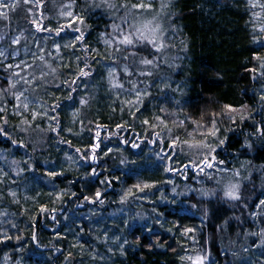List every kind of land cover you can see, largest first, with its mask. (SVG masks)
I'll return each mask as SVG.
<instances>
[{
	"label": "trees",
	"instance_id": "16d2710c",
	"mask_svg": "<svg viewBox=\"0 0 264 264\" xmlns=\"http://www.w3.org/2000/svg\"><path fill=\"white\" fill-rule=\"evenodd\" d=\"M67 3L72 0H39L38 8L36 0L29 4L21 0L8 20L0 18V35L6 41L2 45L5 57L0 58V89L8 90L0 92V106L8 109L4 114L8 124L0 120L8 132L7 137L0 135V169L8 173L0 184V258L9 264H195L203 256L204 264H264V246H257L260 238L245 235L264 227V218L250 217L253 206L264 199V138L256 134L257 126L264 127V102L259 99L264 95V77L259 76L260 61L254 58L264 56V33L260 31L264 12L254 18L252 12L260 9H250L248 0H172L171 16L162 19L166 47L157 53L159 67L152 70V77L140 78L151 85V95L133 119L126 107L120 111V100L133 97L121 93L117 100L116 92L109 90L108 70L114 67L110 61L90 60L92 75L77 80L72 99L67 98L70 90L64 81L77 75L76 56L81 57L79 67H83L91 50L111 52L101 34L110 31L113 16L122 14L93 8L92 0H75L74 10L85 17L87 27H81L89 52L79 44L66 49L63 45L75 33L69 30L58 37L54 32H37L30 21L43 13V24L55 29L67 23L59 15ZM154 7L158 10L159 0ZM17 36L20 43L12 44ZM56 44L61 45L59 54ZM23 47L33 67L22 66L21 75L31 79L49 74L34 85L21 83L10 89L9 80L14 83L17 78L11 75L13 69L5 67L20 60ZM16 50L18 56L13 55ZM253 68L256 73L249 71ZM117 73L123 82L119 68ZM25 87L32 101L29 112L14 115L16 101L11 92ZM81 99L88 103L82 105ZM57 103L59 107L51 111ZM224 105L240 110L233 114L235 122L221 115ZM32 110L47 111L48 116L32 121ZM74 112H78L76 117ZM213 112L218 136L225 139L215 155L226 168L239 170L242 201L223 198L217 185L211 184L215 194L204 193L210 185H200L189 172L192 168H184L192 158L187 146L182 152L175 149L171 159H161L173 149L163 132V143L155 136L161 127L153 130L157 124L153 117H162L171 135L180 140L200 139L205 129H197L192 121L209 125ZM241 114L249 118L242 121ZM51 116L58 119L59 133L50 129L57 126ZM24 119L29 124L22 123ZM144 119L149 125L141 124ZM117 124L124 127L117 128ZM96 143L99 147L93 153ZM93 154L95 161L90 158ZM168 167L174 170L167 171ZM93 170L98 175L93 176ZM49 172L63 175L52 177ZM136 184L154 186L141 192ZM129 189L133 195H128ZM96 191L102 193L99 199ZM61 192L65 195L57 199ZM42 206L47 211L41 213ZM115 237L120 241L113 244ZM124 239L129 243L121 255L119 244Z\"/></svg>",
	"mask_w": 264,
	"mask_h": 264
},
{
	"label": "snow or ice",
	"instance_id": "6c2138e0",
	"mask_svg": "<svg viewBox=\"0 0 264 264\" xmlns=\"http://www.w3.org/2000/svg\"><path fill=\"white\" fill-rule=\"evenodd\" d=\"M21 0H0V18H3L5 20L9 19V12L15 11L20 4ZM32 0H23L24 4L31 3ZM155 0H138L136 3H131L130 0H121V2L117 3L116 0H92V7L103 9L106 13H122L118 14L112 17V22L110 24V31L104 32L101 34V38L103 39V43L106 46V49H111L112 51H105L104 53H101L98 49L91 50L90 52V59L89 57H85L84 59V66L79 67V62L81 60L80 56H76L77 61V75L74 79L68 81H64V83L69 88V95L68 99H72L71 92L76 91V82L77 80L81 78H88L92 75V63L91 61L99 62V60H106L110 61L114 67L109 68L108 70V83L110 85V91H114L117 94V100H119L120 94L123 93L128 97H133L129 99L120 100V111L123 112L124 108L126 107L129 111L130 116L135 119L136 113L140 112L141 107L143 106L144 99L151 95L149 88L150 84L145 83L144 80L140 79L141 77H152L153 76V69L159 67V56L157 53H161L165 47V29L163 27L162 19L165 17H170L171 12L169 11L172 7V0H159V8L157 10L156 7H154ZM75 0H72V3H69L67 5H64L63 8L60 10L59 15L61 17H64L67 20V23L65 24H59L57 28L53 29L45 24H43V13L40 14L39 17H33L30 21V23L35 27V30L37 32H48V33H55V36H61V33H67L69 30L75 33L72 37V40H70L68 43L64 44L63 47L66 49H75L76 45L79 44L81 46V49L85 52H89V49L84 46L85 41V31L83 28H86L87 25L85 24V17L77 13L74 10ZM36 6L39 8V0H36ZM248 7L250 9H256L259 8L260 12H252V16L254 18H260L261 12H264V3L260 2V0H248ZM29 12L31 10L29 9ZM119 21V22H117ZM74 25H78L75 26ZM83 26V28L81 27ZM262 33H264V27L260 29ZM21 37L17 36L12 40V44L18 45L20 43ZM61 45L56 44L55 50L59 54ZM146 53V54H141ZM15 55V53H13ZM0 57H5V52L0 51ZM256 60L260 61L259 64V76L264 77V56H255ZM41 61H44V56L41 55L39 57ZM122 62V63H121ZM167 63V61H164ZM25 65V68H32L33 65L27 64L26 62H21ZM45 67L50 69L51 73H55L56 69L52 68L50 64H47L45 62ZM21 69V64H7L5 67V70L8 69ZM117 68L120 69V72H122L124 81L122 82L119 79V75L117 73ZM252 73H256L257 69L253 68L249 70ZM49 73H42L39 77L33 76L31 79H29L27 76L21 75L20 71H14L12 72V76L16 77L17 79L15 82H11L9 80V88L15 89L17 84H23V85H34L36 84L37 79L43 80V77L45 75H48ZM135 77V79H134ZM256 77L253 76V79ZM125 82L129 85L128 88H125ZM170 85L165 84V87H169ZM59 87V86H57ZM28 88H23L22 91H12L11 95L16 101V104L14 105V108L16 111L13 113L14 115H21L23 116L25 112H29L30 104L32 101L29 100V97L25 95L26 92H28ZM8 91L5 89H0V92ZM3 97H0L2 99ZM260 101L264 102V95H261L259 97ZM37 103H39L37 101ZM80 103L82 105H86L88 101L86 99H81ZM177 104H179V101H176ZM41 108H43V105H40ZM59 107V104H55L51 106V111L55 112L56 108ZM22 109V111H21ZM8 109L6 106H0V120H3V125L8 124L7 116L4 115L7 113ZM115 111V109H113ZM161 111L163 112L164 109L162 108ZM240 110L233 108L231 105H224L221 115H228V118L231 119L233 122H235L234 113H239ZM32 121H35L37 117H47L48 113L47 111H35L32 110L30 112ZM78 115V112H74L73 116L76 117ZM211 119L209 121V125H201L197 123L196 121H192V123L197 124V129L203 127L205 131L200 132V139H195L193 134H189L190 136H193L192 139H185L180 140L178 136H172L171 132L172 129L168 127L167 123L163 120L160 116H155L153 119L157 121L156 125H153V130L155 127H161V132H155V136L160 140V143H163V137L161 133L163 132L164 135H167L169 137V146L173 149V152L171 154L169 153H163L161 156V159H171L172 155H175V149L179 148L182 152L184 149V146H187L188 149H195L196 153L192 156V158L189 161V164H185L184 168L187 169L191 167L192 169L199 170V173L206 174L207 169H216L220 172H226L227 169L225 168H218V165H223L225 162L223 160H217L216 158V149L218 146H222L225 143V139H221L218 136L219 133V127L217 126L216 122V113H211ZM50 120L57 121V126L55 128H51V131L59 133L61 130L59 128V122L56 116L48 117ZM249 117H245L243 114L240 115V119L243 121L244 119H248ZM22 123L29 124V121L27 119L22 120ZM75 123V120H74ZM82 123V121H81ZM149 120L144 119L141 121V124L143 125H149ZM3 125H0V135H3L5 137L8 136V132L6 131L5 127ZM180 127H183V124L181 123L179 125ZM100 125H97V128H99ZM117 128H123L124 125L117 124ZM68 131H71V129H67ZM256 134L264 138V127L257 126L256 127ZM79 135V133H77ZM100 132L97 131L95 133V137L97 141L99 140ZM127 142V141H125ZM13 144H16V141H12ZM70 144L71 142L68 141ZM23 144H20V147H23ZM247 147L251 148V144H247ZM99 147V143H96L92 146L93 153L96 148ZM132 147H138V145L133 144ZM77 152H80V149H76ZM163 151V150H162ZM83 158V157H82ZM93 161L96 160V156L93 154L90 157ZM71 159V157H69ZM13 164H16V161L12 162ZM123 163V161H122ZM167 171H173L174 169L171 167H168L166 169ZM49 176L56 177L58 175H63V173H57V172H49ZM92 175H98V173L95 172V170L92 171ZM8 173L4 172L3 169H0V184L4 183L3 177H7ZM237 177H240V172L238 170L233 172V178H230L227 180V182L224 184L222 189V195L223 198L230 200V201H242L244 197L241 194V182L238 179H235ZM219 183V181H217ZM101 183H108L110 184L111 181H101ZM154 185L150 184H136L134 185L135 188H137L139 191L143 192L145 189L151 188ZM132 190H128V195H133ZM215 194V193H213ZM10 195L15 197V192H10ZM65 193L61 192L57 194V199L64 196ZM72 195H75V193H72ZM102 193L100 191L95 192V198L99 199L101 197ZM85 200H89V197L85 196ZM127 199V195L122 198L123 202ZM90 202L95 203L96 200H91ZM103 203V201H100ZM244 207H247V204H244ZM254 211L250 213V217L255 220L257 218H264V199H260L257 204L253 206ZM39 211L41 213L47 211L45 207H40ZM55 219V217H53ZM15 227V225H13ZM148 231H151V229H148ZM191 231L190 229H186L185 232ZM247 235L256 236L260 238V244L259 246H264V227L260 228V231L258 232H251L246 233ZM6 239H11V237H6ZM19 239V237H17ZM33 240H35V236L32 237ZM104 242L108 241L107 233L104 234ZM120 241V237H115L112 240L113 244H116ZM128 240L124 239L122 243L119 244L120 248V254L124 255V245L128 244ZM247 251L248 249L245 247L244 249ZM109 252L112 251L111 248L108 249ZM97 255H93V259H96ZM99 259L103 260V256H99ZM183 259V257H181ZM189 260H191V257H188ZM204 257L198 256L196 258L195 264H204Z\"/></svg>",
	"mask_w": 264,
	"mask_h": 264
},
{
	"label": "rangeland",
	"instance_id": "374dc122",
	"mask_svg": "<svg viewBox=\"0 0 264 264\" xmlns=\"http://www.w3.org/2000/svg\"><path fill=\"white\" fill-rule=\"evenodd\" d=\"M32 2H33V0H32ZM67 4H69V3H67ZM4 42H6V41H4L3 36L0 35V51H3L2 45H3ZM14 53L17 56L20 54L17 50ZM21 53L23 54V56L20 58L19 61H15L13 65L21 64V67L22 66L25 67V65L23 63H21V62L23 61V62H26L27 63V61H26V58L27 57L26 56L29 53L28 52V49L26 47H23ZM13 71H20L21 72V69H15V68H13ZM185 148L187 150L186 152L188 154L192 155V156L196 153V150L195 149H191L190 150V149H188V147H185ZM2 156H3V153H0V159H1ZM217 167L218 168H225V169H227V171L226 172H220V171H217L216 169H207L206 172L208 173V175L199 173V170L198 169H196V170L192 169L191 171H189L190 173H192V175L193 174L196 175L195 176V179H196V181H198V183L200 185H202V186H204V184L205 185H210L209 190H207L206 187H204V189H203L204 193H206V194L213 193V191L215 189H213V186L212 185H217L218 187L220 186L221 187L220 189L222 190L223 189V186L227 182V180L230 179V178H233V172L236 171V170H238V169H229V168H226L227 167L226 165H218ZM235 179L240 180V177H237ZM217 181H219V183ZM220 192L222 193V191H220ZM0 264H9V261H8V259L2 257V258H0Z\"/></svg>",
	"mask_w": 264,
	"mask_h": 264
}]
</instances>
